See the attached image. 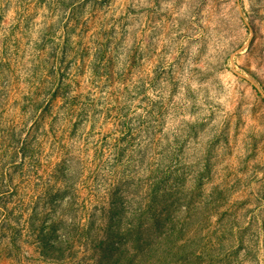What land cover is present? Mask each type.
<instances>
[{"label":"rangeland","instance_id":"374dc122","mask_svg":"<svg viewBox=\"0 0 264 264\" xmlns=\"http://www.w3.org/2000/svg\"><path fill=\"white\" fill-rule=\"evenodd\" d=\"M121 262L264 264V0H0V264Z\"/></svg>","mask_w":264,"mask_h":264},{"label":"trees","instance_id":"16d2710c","mask_svg":"<svg viewBox=\"0 0 264 264\" xmlns=\"http://www.w3.org/2000/svg\"><path fill=\"white\" fill-rule=\"evenodd\" d=\"M135 242H136V241H135ZM129 247H130V246H129V243H127L126 247H124V248L122 249V255H124V257H126L125 254L128 253V251H129ZM136 247H137V249H138L139 251L142 252L143 255H147V254H148L146 245H144V244L140 245L139 240H138L137 243H136ZM148 249L151 251V246H148ZM177 249H178V251H184L186 248H185V245H179ZM149 250H148V251H149ZM138 254H141V253H136V255H138ZM138 256H140V255H138ZM140 257H141V256H140ZM130 262H131V261H128V263H130ZM128 263H126V262H121V263H119V264H128Z\"/></svg>","mask_w":264,"mask_h":264}]
</instances>
